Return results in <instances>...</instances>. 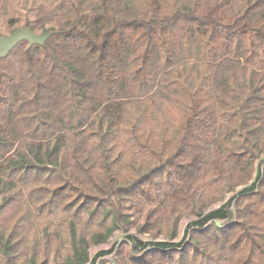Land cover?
I'll use <instances>...</instances> for the list:
<instances>
[{
  "label": "trees",
  "instance_id": "16d2710c",
  "mask_svg": "<svg viewBox=\"0 0 264 264\" xmlns=\"http://www.w3.org/2000/svg\"><path fill=\"white\" fill-rule=\"evenodd\" d=\"M25 27L49 36L0 59V264L132 228L113 264H264V0H0Z\"/></svg>",
  "mask_w": 264,
  "mask_h": 264
},
{
  "label": "rangeland",
  "instance_id": "374dc122",
  "mask_svg": "<svg viewBox=\"0 0 264 264\" xmlns=\"http://www.w3.org/2000/svg\"><path fill=\"white\" fill-rule=\"evenodd\" d=\"M36 16V15H35ZM37 19V20H36ZM34 20H36L35 23H40L46 26V29L51 30L54 29V25L52 24L50 17L45 13V11L39 7L38 9V15L36 16V18H34ZM234 194H230L228 195L225 200L218 204V205H213L210 206L208 208V210L205 211L204 214L217 209L221 204L226 203L229 199H231L233 197ZM197 220L194 217H190L187 219H183L180 223H179V227H178V234L175 238V240H173V243H183L184 237H185V231L188 228V225H190L191 221H195ZM134 237V239L140 241L141 243H147L152 241L151 237L149 235H144V234H140L136 231L135 228H132L129 232L127 233H122L121 231H117L109 240L108 243L103 244L102 246H94V247H90L89 248V256L93 259L94 257H96V255L100 252L103 251H110V254L104 255L103 257L99 258L94 264H113V263H118L121 262L120 260V255H118L119 251L121 250H126L124 245V238L125 237ZM156 241H165L166 240L163 237L157 238L155 239Z\"/></svg>",
  "mask_w": 264,
  "mask_h": 264
},
{
  "label": "water",
  "instance_id": "95a60500",
  "mask_svg": "<svg viewBox=\"0 0 264 264\" xmlns=\"http://www.w3.org/2000/svg\"><path fill=\"white\" fill-rule=\"evenodd\" d=\"M49 36L48 33H42L36 35L30 32L26 27L15 30L10 35L0 36V59L8 56L13 48H15L20 42L28 41L30 45H40Z\"/></svg>",
  "mask_w": 264,
  "mask_h": 264
}]
</instances>
